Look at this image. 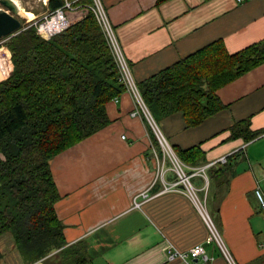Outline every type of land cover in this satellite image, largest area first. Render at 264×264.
I'll return each instance as SVG.
<instances>
[{"label": "crops", "instance_id": "crops-1", "mask_svg": "<svg viewBox=\"0 0 264 264\" xmlns=\"http://www.w3.org/2000/svg\"><path fill=\"white\" fill-rule=\"evenodd\" d=\"M102 2L136 82L215 40L235 52L264 39V0ZM19 10L28 20L41 16ZM218 94L225 107L202 122L188 125L177 111L158 124L177 150L201 143L207 163L229 155L225 169L208 173L207 191L202 176L193 182L237 262L264 264V209L255 195L256 186L264 188V132L246 141L231 138L229 130L249 118L252 130L264 131V62ZM137 106L126 89L108 102L106 126L52 159L63 249L29 262L6 232L0 235V264H189L192 258L170 260L169 251H188L197 243L211 258L198 257L201 264H229L209 239L195 203L179 188L164 190L156 177V155L163 159V149L144 112L132 114ZM165 179L174 181L176 174L168 170ZM146 189L151 197L133 207L134 196Z\"/></svg>", "mask_w": 264, "mask_h": 264}, {"label": "trees", "instance_id": "trees-1", "mask_svg": "<svg viewBox=\"0 0 264 264\" xmlns=\"http://www.w3.org/2000/svg\"><path fill=\"white\" fill-rule=\"evenodd\" d=\"M64 1L48 0L49 9ZM90 1L67 9L73 22L51 37L32 23L7 42L13 68L0 80V235L12 233L29 262L67 242L55 208L61 195L52 159L106 126L108 102L126 90L106 34L84 6ZM263 62L264 39L235 52L218 39L137 84L157 122L182 111L187 124L196 125L225 107L220 87ZM250 124L249 118L236 121L230 137L249 141L264 132ZM173 148L189 165L206 163L201 143ZM223 164L208 173L225 169Z\"/></svg>", "mask_w": 264, "mask_h": 264}, {"label": "built area", "instance_id": "built-area-1", "mask_svg": "<svg viewBox=\"0 0 264 264\" xmlns=\"http://www.w3.org/2000/svg\"><path fill=\"white\" fill-rule=\"evenodd\" d=\"M77 1L78 0H65L64 4L60 7L52 10L50 9L48 12L34 19L33 23L36 24L38 33L45 37H51L52 35L66 29L73 22L68 17L66 10L76 9L83 5V3L76 4ZM84 6L91 9L97 17L114 53L120 69L121 79L126 84V89L133 93L137 100V109H135L132 114L137 115L140 111L144 112L163 149V159L156 155V177H161L163 179L164 190L179 188L185 192V194L195 203L198 211L203 216L209 229V239L217 243L229 264H239L228 248L220 229L216 225L206 206V203L200 198L198 194L199 188L193 182L194 176H202L205 179V184L202 188L207 191L209 184L208 168L217 163H226L229 155H222L217 159L211 160L209 163L206 162L197 166H191L179 157L143 99L138 84L133 76L130 64L124 55L116 36L115 29L102 0H91L89 3H84ZM167 159L170 161L169 167L166 162ZM168 170H172L176 174V179L174 181H167L165 179V173ZM255 195L261 207L264 209V188L256 186ZM150 197L151 194L148 189L140 191L134 196L133 207H140L142 202ZM260 247L264 249V241L260 243ZM198 257H201L204 262H208L211 259L205 251V247L202 243L195 244L188 251L170 249L168 254L170 260L180 258L184 261H188L189 258H192L193 260L192 262H189V264H201L198 261Z\"/></svg>", "mask_w": 264, "mask_h": 264}, {"label": "rangeland", "instance_id": "rangeland-1", "mask_svg": "<svg viewBox=\"0 0 264 264\" xmlns=\"http://www.w3.org/2000/svg\"><path fill=\"white\" fill-rule=\"evenodd\" d=\"M17 3L19 6H22L34 13L41 12V15L50 10L49 8H47V5L44 4L43 0H17ZM18 17L22 20L23 27L26 24L33 23V17L28 20V17L24 16L21 12L20 14H18ZM12 35L14 34L0 37V80L5 79L13 68V62L11 60V51L7 45V42L9 41Z\"/></svg>", "mask_w": 264, "mask_h": 264}, {"label": "water", "instance_id": "water-1", "mask_svg": "<svg viewBox=\"0 0 264 264\" xmlns=\"http://www.w3.org/2000/svg\"><path fill=\"white\" fill-rule=\"evenodd\" d=\"M19 5L14 0H0V37L15 34L23 28Z\"/></svg>", "mask_w": 264, "mask_h": 264}, {"label": "bare ground", "instance_id": "bare-ground-1", "mask_svg": "<svg viewBox=\"0 0 264 264\" xmlns=\"http://www.w3.org/2000/svg\"><path fill=\"white\" fill-rule=\"evenodd\" d=\"M14 1H16V3H17V0H14ZM19 7H22V6H19ZM25 10H27L26 8H25ZM28 11V10H27ZM24 16H25V14H23Z\"/></svg>", "mask_w": 264, "mask_h": 264}]
</instances>
